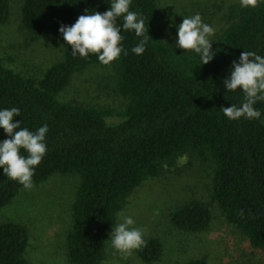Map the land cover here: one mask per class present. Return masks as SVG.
<instances>
[{"label":"trees","instance_id":"trees-1","mask_svg":"<svg viewBox=\"0 0 264 264\" xmlns=\"http://www.w3.org/2000/svg\"><path fill=\"white\" fill-rule=\"evenodd\" d=\"M110 3L25 0L21 29L32 42L61 37V24L71 26L85 9L103 13ZM130 10L143 15L152 39L146 51L136 55L130 49L138 38L122 31L128 54L107 65L117 69L116 90L128 99L119 113L120 122L108 121L114 115L110 108L60 98L75 74L94 66L107 67L96 55L73 57L64 46L63 59L41 78L8 67L0 56V109L19 108L20 116L13 122L20 120L22 128L35 131L44 124L49 128L47 152L35 168L33 183H43L55 174L80 177L66 239L68 260L103 264L109 229L128 198L185 154L214 162L212 200L253 249L264 250V102L255 105L261 112L259 120L230 121L220 110L239 106L243 98L242 92L226 93L223 87L232 61L242 51L264 55V0L255 7L241 8L239 2L230 7L227 26L212 46L217 54L205 65L163 38L157 0H132ZM10 18V0H0V25L8 24ZM6 138L0 129V140ZM21 154L26 153L21 150ZM23 188L0 169V211ZM170 221L180 231L200 234L209 230L213 211L205 201L193 198L174 208ZM145 241L137 254L146 264H155L164 254V244L159 238ZM29 245L30 233L24 224L0 223V264H29ZM181 264L209 262L200 257Z\"/></svg>","mask_w":264,"mask_h":264},{"label":"rangeland","instance_id":"rangeland-1","mask_svg":"<svg viewBox=\"0 0 264 264\" xmlns=\"http://www.w3.org/2000/svg\"><path fill=\"white\" fill-rule=\"evenodd\" d=\"M25 0H10L11 18L0 25V56L5 64L26 75L41 78L46 70L63 59L62 37L32 42L21 29V7ZM160 9L159 28L166 41L173 42L175 28L169 18L182 22L181 16L200 13L203 22L216 29L212 42L227 26L230 7L239 0H157ZM181 15V16H180ZM213 46V44H212ZM118 72L114 65L94 66L73 76L61 100L110 108L109 122H120L119 115L128 99L116 90ZM214 162L185 154L174 165H166L163 173L139 187L126 201L122 212L131 215L141 228L144 239L159 238L164 254L155 264H181L193 258L206 257L209 264H264V250L251 247L247 238L230 225L217 202L211 198ZM80 185L76 174H55L31 189L23 188L18 196L0 211V223L24 224L30 233L26 257L29 264H71L66 239L72 226V206ZM205 201L213 211L208 231L189 234L176 229L170 213L190 199ZM117 222L115 220L114 224ZM113 226V225H112ZM109 229V233L112 230ZM109 238V234H108ZM103 264H146L137 250L122 254L106 246Z\"/></svg>","mask_w":264,"mask_h":264},{"label":"clouds","instance_id":"clouds-1","mask_svg":"<svg viewBox=\"0 0 264 264\" xmlns=\"http://www.w3.org/2000/svg\"><path fill=\"white\" fill-rule=\"evenodd\" d=\"M131 3L132 0H111L110 7L103 13L96 9L89 13L85 9L84 14L79 15L71 26L61 24L59 33L66 42L61 47L70 48L73 57L87 58L94 54L100 64L107 66L118 60L122 53L128 54L121 35L122 31H128L138 38V43L130 51L142 55L152 38L143 15L130 10ZM257 3L258 0H239L241 8L255 7ZM181 17L183 19L179 24L175 23L174 18L168 20L169 28H175L171 45L193 53L200 65L208 64L217 54L212 48L216 29L203 22L200 13ZM120 19L122 24L118 23ZM227 72L223 78L226 93L240 91L243 98L239 106L232 104L221 107L224 117L230 121L259 120L261 112L255 105L264 102V55L255 51H242L239 58L232 61ZM19 116V108L0 109V129L7 137L0 140V169L7 179L31 189L35 168L47 152L46 134L49 128L47 124L35 131L22 128L20 120L13 122V118ZM21 150L26 154H21ZM135 223L131 215L125 212L117 214V222L113 224L108 238L114 251L131 254L145 245V233Z\"/></svg>","mask_w":264,"mask_h":264}]
</instances>
